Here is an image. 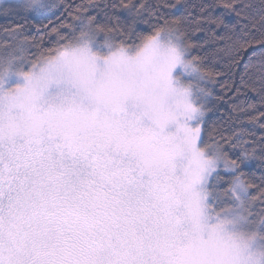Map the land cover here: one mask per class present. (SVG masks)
Returning <instances> with one entry per match:
<instances>
[{
	"label": "snow or ice",
	"instance_id": "6c2138e0",
	"mask_svg": "<svg viewBox=\"0 0 264 264\" xmlns=\"http://www.w3.org/2000/svg\"><path fill=\"white\" fill-rule=\"evenodd\" d=\"M222 6L236 23L210 12L194 22L223 28L209 39L237 64L241 52L261 50L241 85L264 103V0L258 19L242 0ZM54 7L0 0L4 15L39 18ZM135 7L140 15L145 6ZM73 19L30 58L18 26L5 30L14 43L0 54V264H264V215L248 211L253 185L240 171L255 149L242 129L221 138L242 148L236 159L220 141L204 143L211 93L200 83L213 72L188 58L201 45L186 41L187 17L146 32ZM260 151L264 160V144ZM221 165L233 175L224 207L213 183Z\"/></svg>",
	"mask_w": 264,
	"mask_h": 264
},
{
	"label": "trees",
	"instance_id": "16d2710c",
	"mask_svg": "<svg viewBox=\"0 0 264 264\" xmlns=\"http://www.w3.org/2000/svg\"><path fill=\"white\" fill-rule=\"evenodd\" d=\"M223 2L224 0H55L52 5L56 7L50 8L48 13L39 18L35 13H28L22 9L8 15L0 12V54L4 52L2 46L5 42L14 43L5 30L10 31L17 26L19 28L17 39L27 38L23 55L30 58L38 54L39 47L44 49L52 47L56 40L52 29L55 28L64 34L62 26L76 23L73 17L77 15L95 17L96 23L105 28L117 30L123 28L126 31L134 29L136 32L149 31L151 26L162 25L165 20L171 25L174 17H187L186 41L201 45V47L191 49L190 57H202L201 66L213 72L211 82L209 81L207 86L211 95L205 101L206 114L202 124L203 141L206 144L220 141L229 158L236 159L242 148H233L231 144L224 145L221 138L232 136L238 130H243L240 139L248 141L245 147L249 152L253 149L255 152L252 159L241 165L240 171L245 174L244 179L253 185L249 191L248 206L258 216L261 212L264 213V194L261 192L264 189V160L260 159L262 155L260 146L264 144V129L260 127V124H264V118L249 123L247 117L258 116L259 113L264 112V103H261L256 93L241 85V74L245 64L249 62V57L253 54L258 57L261 50L257 47L250 52H241L243 62L237 64L235 61L239 60V57L234 55L229 57L221 51L224 47L222 41L209 39L212 32L216 37L222 36L223 28H217L214 24L194 22L197 16H207L210 12L214 17L223 15V19L228 23H236L234 13L226 12L222 6ZM242 3L251 4L250 11L258 19L262 0H242ZM129 4L133 5L131 9L124 7ZM139 5L145 7L140 15H137L135 6ZM204 5L212 7L200 13V7ZM198 28L201 30H197ZM249 103L255 104V108L247 109ZM236 105L247 111L243 115L237 113L233 110V106ZM232 143H236L235 138ZM232 178L231 173L220 170V180H213V183L217 185L216 191L219 197L224 198L228 195L225 190L229 187ZM228 202L230 203V195L223 203L228 204Z\"/></svg>",
	"mask_w": 264,
	"mask_h": 264
},
{
	"label": "rangeland",
	"instance_id": "374dc122",
	"mask_svg": "<svg viewBox=\"0 0 264 264\" xmlns=\"http://www.w3.org/2000/svg\"><path fill=\"white\" fill-rule=\"evenodd\" d=\"M45 2H46V3H49V4H54V3H55V0H45ZM188 58H191V57L189 56ZM209 81H210V79H206V80H204L203 82L200 83V86L203 87V88H205V89L208 91L207 86H208L209 83L211 82V81H210V82H209ZM185 82H187V80H186ZM192 82H193L194 84L196 83V81H192ZM221 170L224 171V170H223V165H221ZM225 172H226V171H225ZM228 198H229V194H228L226 197H224V198H223V197H220L221 201H223V202H224L225 199H228ZM230 203H231V197H230ZM228 204H229V202H228ZM225 205H227V204L222 203V204H221V207H224ZM248 205H249V203H248V201H247V202H246V207H247L248 211L252 213V216H253L254 219H257V220H258V219L260 218L261 215H264V213L261 212L260 214H258V216H256V215L253 213V211L249 208Z\"/></svg>",
	"mask_w": 264,
	"mask_h": 264
}]
</instances>
